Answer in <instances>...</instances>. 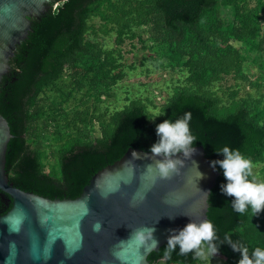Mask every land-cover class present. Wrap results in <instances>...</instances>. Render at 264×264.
Listing matches in <instances>:
<instances>
[{
    "label": "trees",
    "instance_id": "trees-1",
    "mask_svg": "<svg viewBox=\"0 0 264 264\" xmlns=\"http://www.w3.org/2000/svg\"><path fill=\"white\" fill-rule=\"evenodd\" d=\"M50 13L54 20L43 45L12 94L19 125L4 165L9 182L67 191L66 174L79 171L86 160L109 156L124 132L150 145L158 140L157 124L185 113L191 114L196 141L203 131L211 137L208 149L217 160L223 155L215 149L227 145L253 163L263 162L264 0H54ZM103 36L112 39L110 47ZM133 39L152 52L153 67L178 69L182 78L159 105L135 97L98 111L101 96L125 75L120 46ZM247 62L255 68L253 78ZM226 76L234 82L222 87ZM242 82L248 90L239 95ZM250 89L259 92L254 96ZM87 97L91 102L78 107ZM47 149L56 162H46ZM224 183L222 173L214 191L217 227L250 251L264 248V211L253 217L250 210L236 213L233 198L220 190ZM178 252L153 262L199 264ZM216 257L221 264H237L240 253L221 244Z\"/></svg>",
    "mask_w": 264,
    "mask_h": 264
},
{
    "label": "water",
    "instance_id": "water-1",
    "mask_svg": "<svg viewBox=\"0 0 264 264\" xmlns=\"http://www.w3.org/2000/svg\"><path fill=\"white\" fill-rule=\"evenodd\" d=\"M53 1L0 0V264H156L170 230L192 219L207 218L223 239L214 198L223 170L210 165L217 159L205 131L190 157L176 154L184 164L171 179L159 178L152 144L142 145L126 131L109 156L66 174L67 191L7 180L5 160L19 125L12 94L43 45ZM97 222L101 227L94 231ZM145 226L155 228L156 249L135 238Z\"/></svg>",
    "mask_w": 264,
    "mask_h": 264
},
{
    "label": "clouds",
    "instance_id": "clouds-1",
    "mask_svg": "<svg viewBox=\"0 0 264 264\" xmlns=\"http://www.w3.org/2000/svg\"><path fill=\"white\" fill-rule=\"evenodd\" d=\"M160 115H164V112L156 116ZM156 116L149 119L152 120ZM190 120L191 114L185 113L175 121L165 119L156 125L158 140L150 146V152L155 158L154 167L160 179H171L173 175L180 174L184 161L174 158L177 153L190 157L195 151L193 145L197 139L191 133ZM215 151L221 153L223 159L213 160L210 165L213 169L219 165L223 170L227 183L221 184L220 190L223 194L233 198V210L240 215L250 210L252 217L264 211V182H255L253 162L250 158L243 155L239 149H232L227 145ZM132 155L134 158L138 156L135 152ZM156 157H163V159H156ZM152 167L153 164L147 166L149 170ZM197 172L199 173L198 179H202L204 174L198 169ZM100 227V223L97 222L93 229L99 231ZM154 232V227L145 226L136 230L135 238L140 243H144L146 239L149 240L151 248L156 249L158 240L154 237ZM170 232L167 245L163 249L165 259H170L172 253L179 247L177 255L191 254L194 260L211 264V259L218 254L220 245L228 244L233 251L240 253L237 264H264V248L255 247L250 251L244 243L233 241L230 233H225L221 239L214 224L207 218L192 219L183 228L171 229Z\"/></svg>",
    "mask_w": 264,
    "mask_h": 264
},
{
    "label": "rangeland",
    "instance_id": "rangeland-1",
    "mask_svg": "<svg viewBox=\"0 0 264 264\" xmlns=\"http://www.w3.org/2000/svg\"><path fill=\"white\" fill-rule=\"evenodd\" d=\"M261 27L264 29V22H262ZM100 39L105 46L110 47L112 45V39L109 38V36H103L100 37ZM131 42L130 45V42L125 40L120 46L123 52L121 61L124 64L123 70L125 75L116 83L114 88L111 89L109 95L101 96L100 101L97 103L98 111L106 106L110 109L117 108L126 103L128 99L135 97L141 99L150 97L156 105H159L171 92L172 85L182 78L178 69L169 70L167 68L153 67L151 61H149L150 59H148L152 52L141 47V43L136 39H133ZM251 54L252 57H256V59L259 58V56L254 53ZM247 64L249 67L248 69L251 72L250 78H253L255 76V68L252 66V63L247 62ZM129 65H131V67H128ZM233 82L234 80L232 77L226 76L222 82H219V84H221L222 87H225L231 86ZM237 87L239 88L238 94L241 95L247 89V84L242 82L239 83ZM250 91L254 96L259 92L254 89H250ZM84 100L85 102H80L82 99L76 102L80 104L78 107H81L83 104L87 105L88 102H91V98L89 97ZM153 111H155V109ZM92 136L93 133L89 135V138ZM47 150L46 162L50 163L53 160L56 162V157L53 156V153L50 152L49 149ZM253 174L255 182L263 181L264 160L261 163H253ZM199 264H204V262L200 261ZM211 264H221V261L218 257L214 256L211 259Z\"/></svg>",
    "mask_w": 264,
    "mask_h": 264
}]
</instances>
